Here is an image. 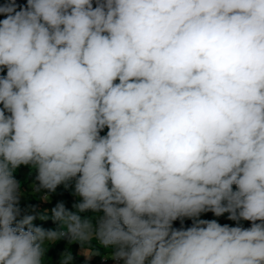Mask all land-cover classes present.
I'll return each mask as SVG.
<instances>
[{
  "label": "clouds",
  "instance_id": "clouds-1",
  "mask_svg": "<svg viewBox=\"0 0 264 264\" xmlns=\"http://www.w3.org/2000/svg\"><path fill=\"white\" fill-rule=\"evenodd\" d=\"M0 16V264H46L64 238L122 264H264V0H5ZM22 165L35 193L79 198L51 209L57 230L21 217Z\"/></svg>",
  "mask_w": 264,
  "mask_h": 264
},
{
  "label": "trees",
  "instance_id": "trees-1",
  "mask_svg": "<svg viewBox=\"0 0 264 264\" xmlns=\"http://www.w3.org/2000/svg\"><path fill=\"white\" fill-rule=\"evenodd\" d=\"M17 5H25L26 0H16ZM3 17L0 16V19ZM6 75V70L4 72H0V76ZM105 130L101 132V135H104ZM15 178L20 182L21 185V192L23 195L20 198V208L22 209L21 212V217L24 214H35L37 215V218L33 221V224L35 226H40L44 228L45 230H57L58 228V223L54 222L53 219L51 218V209L56 206L57 203L62 202L65 206V208L69 211L76 212L77 210L73 207L75 203L79 202V198L73 195V189L69 187L68 189H65L63 185L59 186L55 192H48L47 190H40L35 193V188L33 187L34 183L38 184V182L35 181V169L30 168L29 166H20L15 172H14ZM48 196V200H44V196ZM35 208V213L31 211L32 208ZM47 210V215L48 219L46 220H41L39 219V214ZM79 214L82 218H90L93 220V223H95L96 218L94 217V213L91 210L82 212V213H77ZM98 214L103 215L102 212H99ZM213 213L212 212H207L205 213L204 219L210 220V217ZM20 217H18L19 219ZM228 219V218H227ZM192 221L190 219H185L184 220V227L191 226ZM174 227L179 228L181 227V223L179 220L175 221L173 224ZM245 227H250V222L245 221L244 223ZM66 227V226H65ZM67 238H64L61 242L58 240H54L49 242L50 244V249L48 253L51 254L52 258H60V253L63 252H70L73 256H77L75 253V250L79 243H72L71 245H68L65 247V241ZM91 248H98L100 251V256L98 259H88L83 261L82 263L80 262L79 264H94L95 262L100 261L102 258H106L104 256L105 252L111 251L112 249H105L102 246L99 245L98 242L96 241H91L90 245ZM58 263H61L59 259H57ZM106 264H108V260H106ZM113 264H115V261L112 260ZM119 264H122V261H120Z\"/></svg>",
  "mask_w": 264,
  "mask_h": 264
},
{
  "label": "rangeland",
  "instance_id": "rangeland-1",
  "mask_svg": "<svg viewBox=\"0 0 264 264\" xmlns=\"http://www.w3.org/2000/svg\"><path fill=\"white\" fill-rule=\"evenodd\" d=\"M5 0H0V4L4 3ZM93 4L95 6V0H93ZM19 10V9H18ZM107 132V129H105V133L104 135L106 134ZM99 216H101V214H94V217L96 219L99 218ZM205 217V213H202L201 216H200V219H204ZM228 217V213H225L224 215L220 216V217H216L214 214L211 215L210 217V220L212 219H215L217 220L221 225L223 224H228L229 226H236L237 222L236 221H231L229 219H227ZM244 223L245 221H240V224H242L244 226ZM245 227V226H244ZM59 242H61L63 239H57ZM92 241H96L98 242L95 238H93ZM49 242L51 241H46L45 242V247H46V254H45V261H46V264H61V263H58L57 259L61 260L64 258L62 255L64 254L63 252L60 253V258L57 257L56 258H52L51 254L48 253L49 249H50V244ZM99 243V242H98ZM69 245L68 243V240L65 241V247H67ZM90 251V252H98L99 254L97 255H92L90 258L86 257L84 255V251ZM113 251V250H111ZM111 251H107L105 252L104 256L105 257H109L110 256V253ZM66 253V252H65ZM75 253L77 254L78 257L76 256H73L71 253V257L72 259L68 262V264H79L80 262L82 263L83 261L85 260H88V259H98V257L100 256V251L98 250V248H91L90 246H84V248L81 246V245H78L76 250H75ZM108 260V264H113L112 260L111 259H107Z\"/></svg>",
  "mask_w": 264,
  "mask_h": 264
},
{
  "label": "built area",
  "instance_id": "built-area-1",
  "mask_svg": "<svg viewBox=\"0 0 264 264\" xmlns=\"http://www.w3.org/2000/svg\"><path fill=\"white\" fill-rule=\"evenodd\" d=\"M119 263H120V261H115V264H119ZM94 264H106V261L104 258H102L100 261L95 262Z\"/></svg>",
  "mask_w": 264,
  "mask_h": 264
}]
</instances>
